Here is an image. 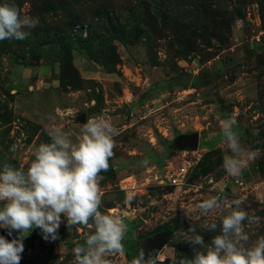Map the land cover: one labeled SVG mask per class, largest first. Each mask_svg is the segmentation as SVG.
<instances>
[{
	"label": "rangeland",
	"instance_id": "1",
	"mask_svg": "<svg viewBox=\"0 0 264 264\" xmlns=\"http://www.w3.org/2000/svg\"><path fill=\"white\" fill-rule=\"evenodd\" d=\"M5 2L40 23L25 40L0 41V160L26 171L50 142V123L75 139L89 118L109 120L118 135L100 210L127 225L111 264H132L141 251L154 264L192 260L201 249L186 239L190 226L210 244L236 199L260 218L246 224V246L264 236V0ZM229 118L254 153L239 176L223 168ZM194 134L190 149L183 141ZM212 196L222 207L205 216L197 205ZM61 220L55 240L39 228L24 237L20 264H76L73 249L94 227ZM212 221L216 231L201 227Z\"/></svg>",
	"mask_w": 264,
	"mask_h": 264
},
{
	"label": "clouds",
	"instance_id": "2",
	"mask_svg": "<svg viewBox=\"0 0 264 264\" xmlns=\"http://www.w3.org/2000/svg\"><path fill=\"white\" fill-rule=\"evenodd\" d=\"M39 23L38 18L23 15L14 4L0 3V41L25 40L29 30ZM230 119L221 126L224 142L232 153L225 156L223 168L230 176H239L245 167L242 157L247 153L252 159L254 153L241 144ZM46 131L50 142L38 146L26 171L0 160V228H7L9 235L13 231L19 233L12 240L0 235V264H20L24 237L33 228L41 229L46 240L57 239L62 215L68 228L87 227L90 222L94 227L85 243L73 249L76 264H111L109 255L124 252L127 225L119 215L100 210L103 192L99 181L114 156L117 129L109 120L97 117L89 118L75 139L54 123ZM15 150L16 145H12L10 151ZM149 163L144 159L141 166L147 167ZM241 203L236 199L228 205L231 210L222 216L219 234L213 236L210 244L206 245L203 236L196 232V225H191L188 230L191 235L186 239L201 250L195 252L192 260L180 264H264V236L246 246L250 237L245 226L259 223L260 218L243 210ZM221 207L219 196L204 199L197 205L205 216ZM201 227L216 231L218 224L212 221ZM132 264H154V259L145 262L141 251Z\"/></svg>",
	"mask_w": 264,
	"mask_h": 264
},
{
	"label": "water",
	"instance_id": "3",
	"mask_svg": "<svg viewBox=\"0 0 264 264\" xmlns=\"http://www.w3.org/2000/svg\"><path fill=\"white\" fill-rule=\"evenodd\" d=\"M183 143L186 146H188L190 149H196L198 147V144H199V136L197 134L187 136V137H185ZM5 161H7V160H5ZM14 167H16V166H14ZM16 168L18 169L19 167H16Z\"/></svg>",
	"mask_w": 264,
	"mask_h": 264
},
{
	"label": "built area",
	"instance_id": "4",
	"mask_svg": "<svg viewBox=\"0 0 264 264\" xmlns=\"http://www.w3.org/2000/svg\"><path fill=\"white\" fill-rule=\"evenodd\" d=\"M187 172V168L184 166L181 170V172L178 174V177L176 179H173L172 184H177L179 182H181V180H179V178H184L185 174Z\"/></svg>",
	"mask_w": 264,
	"mask_h": 264
},
{
	"label": "trees",
	"instance_id": "5",
	"mask_svg": "<svg viewBox=\"0 0 264 264\" xmlns=\"http://www.w3.org/2000/svg\"><path fill=\"white\" fill-rule=\"evenodd\" d=\"M173 247L176 249V248H178L176 245H173Z\"/></svg>",
	"mask_w": 264,
	"mask_h": 264
}]
</instances>
